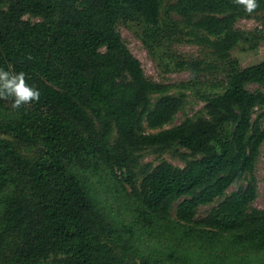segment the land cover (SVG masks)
<instances>
[{
	"label": "trees",
	"instance_id": "16d2710c",
	"mask_svg": "<svg viewBox=\"0 0 264 264\" xmlns=\"http://www.w3.org/2000/svg\"><path fill=\"white\" fill-rule=\"evenodd\" d=\"M256 3L183 0L175 7L197 15L187 36L225 62L227 81L202 95L208 118L161 129L183 98L146 77L116 29L127 12L155 25L161 0H0V131L39 147L28 159L0 136V264H44L51 257L52 264H135L120 261L105 243L116 229L97 207L86 178L91 173H112L130 188L136 224L160 227L178 203V223L188 229L217 224L252 245L264 264V211L251 209L264 143L253 113L264 106V92L247 88L264 84V37L252 40L251 50L263 52L256 63L243 67L231 57L242 37L237 17ZM202 64L178 66L198 72ZM153 95L160 97L152 107ZM145 123L161 130L147 133ZM175 144L193 159L184 167L148 166L138 185L135 151ZM246 175L252 179L227 195ZM220 199L207 219L198 218Z\"/></svg>",
	"mask_w": 264,
	"mask_h": 264
},
{
	"label": "rangeland",
	"instance_id": "374dc122",
	"mask_svg": "<svg viewBox=\"0 0 264 264\" xmlns=\"http://www.w3.org/2000/svg\"><path fill=\"white\" fill-rule=\"evenodd\" d=\"M183 0H161V13L155 25L148 24L139 16L127 12L116 24V29L131 52L139 59L146 77L157 83L169 85L167 95L181 96L183 106L173 120L161 129L170 128L186 121L208 118L206 102L202 95L218 92L227 81L225 62L206 45L191 40L187 36L189 21L197 15L176 9ZM29 21L40 19L26 16ZM235 30L242 37L231 57L247 67L260 60L262 51L251 50L253 41L264 37V0H257L254 10L238 15ZM253 40V41H252ZM264 57V53L263 56ZM203 62L201 70L194 72L188 66L180 68L179 62ZM250 91H263L264 84L247 85ZM160 95L151 97L152 107ZM10 110L5 111V115ZM253 119L260 122L264 129V106L253 113ZM161 129H150L144 124L147 133ZM0 136L10 140L25 158H34L39 147L21 143L14 136L0 131ZM116 139V133L113 134ZM139 164L134 167L137 184L141 183L146 167H155L168 162L175 167H184L189 151L177 144L160 149L143 147L135 151ZM183 155L187 157L184 158ZM254 178L257 180V196L251 209L264 211V143L255 161ZM98 209L115 227L116 231L105 238L109 249L122 262L139 264L144 258L162 259L166 264H258L260 254L252 245L246 244L236 236H230L217 224H197L191 229L178 223L176 211L178 203L171 210V220L160 227L146 228L135 221L136 200L130 194V188L124 189L112 173L86 176ZM252 179L251 175L234 184L228 194L244 187ZM216 203L202 207L198 218L207 219L209 211ZM188 229V230H187ZM195 232L193 235L189 231ZM201 237V238H199ZM53 257L44 264H52Z\"/></svg>",
	"mask_w": 264,
	"mask_h": 264
}]
</instances>
